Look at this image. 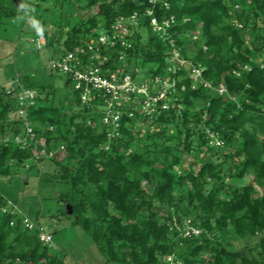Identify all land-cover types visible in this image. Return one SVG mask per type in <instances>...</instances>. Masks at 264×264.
Instances as JSON below:
<instances>
[{"label": "trees", "instance_id": "16d2710c", "mask_svg": "<svg viewBox=\"0 0 264 264\" xmlns=\"http://www.w3.org/2000/svg\"><path fill=\"white\" fill-rule=\"evenodd\" d=\"M54 2V30L46 29L44 18L36 30L53 58L86 48L121 18L151 10L159 22L175 19L169 33L183 58L204 67V78L215 87L224 84L227 94L192 89L185 67L168 72L172 48L145 16L144 22L127 23L130 48L100 49L102 67L174 78L169 109L145 114L125 106L114 129L102 123L104 101L83 104L68 76L62 94L54 83L60 74L51 68L57 74L52 78L19 75L15 87L0 85V175L16 174L41 151L49 152L51 176L64 188L58 195L71 205L72 225L91 237L103 264H264V0ZM92 55L79 57L99 64ZM22 88L38 93L27 114L40 150L13 141L23 132L21 120L12 118ZM207 129L222 146L209 144ZM245 178L249 182L240 184ZM8 200L0 193V264H66L11 214ZM187 226L200 233L186 235ZM230 230L243 247L223 241Z\"/></svg>", "mask_w": 264, "mask_h": 264}, {"label": "rangeland", "instance_id": "374dc122", "mask_svg": "<svg viewBox=\"0 0 264 264\" xmlns=\"http://www.w3.org/2000/svg\"><path fill=\"white\" fill-rule=\"evenodd\" d=\"M48 1L44 4L36 0H0V85L15 87L17 77L25 73L46 78L57 75L49 67L54 57L52 49L47 48L45 40L36 33L43 18L47 21L46 29L54 30L50 22L57 15L53 11H59V7L54 0ZM8 10H11V15ZM67 20L68 16L64 24ZM142 33L147 36L146 29ZM37 38L43 44L42 49L36 46ZM58 76L53 82L62 94L67 93L68 90L64 89L65 77ZM38 147L35 149L40 150ZM50 155L48 152L44 157L37 156L28 161L25 166L19 167L16 174L8 177L0 175V193L22 213L45 227L52 235L51 250L61 253L66 264H103V257L91 237L79 226L72 225L71 205L58 195L64 188L51 176L55 166L47 161ZM57 155L59 159L64 158L62 152ZM248 182L249 179L245 178L240 184ZM223 241L233 249L244 246V241L231 230L223 236Z\"/></svg>", "mask_w": 264, "mask_h": 264}, {"label": "built area", "instance_id": "2783aa9c", "mask_svg": "<svg viewBox=\"0 0 264 264\" xmlns=\"http://www.w3.org/2000/svg\"><path fill=\"white\" fill-rule=\"evenodd\" d=\"M149 2L151 4L162 3L163 6H168V0H149ZM145 16L150 17V26L153 28V31L164 42L167 41L172 48L166 60L168 72L176 73L185 67L190 72L189 77L193 83L192 89L200 86L218 95L227 94V88L224 84H219V86L215 87L204 78V67L183 58L179 49L175 46L174 38L169 33V30L175 23L173 17L159 22L156 17L152 16L151 10H147ZM145 16L138 17V14H134L127 21L121 18L112 26L109 32H103L93 43H87L85 45L86 48L76 47L73 52H68L63 56L59 55L52 58L49 62V67L52 70L57 74L68 76L72 83L79 87L81 102L83 104L99 99L104 101L102 123L106 124V126L112 125L114 129L119 127L121 108L131 106L145 114L165 111L170 107L167 100L176 91V80L174 78H163L158 75L147 79L142 74L133 77L123 69H120L117 73H113L109 68L102 67L104 60L100 56V49L103 47L112 48L117 44L123 49L130 48L131 44L125 38L127 33H129L127 23L138 24V21L144 22ZM42 46V42L37 41V47L41 48ZM87 52H93L90 59L98 60L99 64L91 65L83 62L79 56L86 55ZM119 60H124L123 54L120 55ZM259 65L261 69L264 67L262 60H259ZM250 69L249 66L243 67V70L249 71ZM236 75L238 76L239 74L236 73ZM37 97V91L32 89L22 88L18 93V110L12 118L21 120L23 132L13 137V141L20 145L21 148L29 147L30 145L42 147V142L33 141L35 136L27 114L28 109L35 105ZM206 133L208 134L210 145H223L217 133L211 132L209 129L206 130ZM108 136L114 137V134L110 133ZM45 153V151H41V155ZM8 205L11 208V214L18 215L22 219V226L25 229L36 231L39 239L47 245L52 242V236L46 232L44 226L26 216L9 200ZM6 210V208L2 209L4 213ZM13 224L12 222L11 225ZM186 231V235H198L200 233L199 230L188 226Z\"/></svg>", "mask_w": 264, "mask_h": 264}]
</instances>
